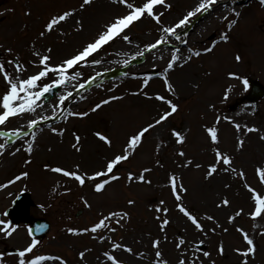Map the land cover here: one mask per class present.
Returning <instances> with one entry per match:
<instances>
[{"label": "snow or ice", "instance_id": "obj_1", "mask_svg": "<svg viewBox=\"0 0 264 264\" xmlns=\"http://www.w3.org/2000/svg\"><path fill=\"white\" fill-rule=\"evenodd\" d=\"M108 3L115 11L90 38L59 59L54 54V46L44 42L55 34L58 43L67 44L73 36L85 33L88 29L85 13L94 6L95 0H81L76 6L68 5L49 12L36 35L25 46L26 56H22L7 38L0 39V157L15 158L22 152L25 154L21 167L10 178L0 181V192L20 185L18 191H7L10 202L0 210V240L17 237L22 227L27 236L24 243L14 246L12 250H0V264H70L69 259L61 253L41 251L43 237L38 238L37 234H47L50 230L48 223L33 226L19 222L26 218L22 197L32 191L30 185L33 181L34 153L45 131L58 137L57 143L63 144L69 132L66 125L71 120L91 118L105 107L124 101L128 96L140 97L156 105L150 119L127 132L119 149L110 154H101V161L95 167H87L82 158L71 164L42 163L41 174L51 175L53 179L46 199L36 206L48 213L61 198L78 194L83 206L92 210L90 193L92 196L103 197L121 181L129 189L134 185L151 186L153 180L150 177L155 168L165 167L162 152L170 147L174 167L167 170L166 180L161 187L168 189L172 206L169 207L164 198L148 203L146 208L152 214L157 232L144 231L131 243L125 242L123 236L114 239L117 232L127 231V226L132 223L131 209L137 206L138 201L131 196L125 197L123 204L117 201L107 209L98 207L95 218L84 226L66 223L60 229L65 235L87 237L103 246L99 251L95 246L87 245L77 250L78 264H218V258L227 255L223 237L232 232L239 234L243 245H231L236 256L235 264H254L258 261L264 264V249L259 243L264 238V160L254 165L255 184L250 182L246 168L237 163L238 156L246 150L250 134H255L264 142V126L237 119L242 114H257L255 105L251 103L243 105L234 116L224 114L218 107L229 101L238 86L244 93L249 92L252 87L250 77L237 68L224 70V85L219 97L209 100L205 110L200 113V127L204 134L200 156L188 151L191 127L178 128L173 124L175 117L182 111V105L178 103L181 99L179 86L172 74L204 56L214 54L221 44L231 43V33L239 25L242 16V11L235 6L237 0H198L171 23L166 22L164 17L175 10L172 0H108ZM258 3L264 8V0H258ZM216 6L225 10L224 15L218 16L224 24V30L220 31L218 39H212L207 46H192L187 39V29L196 19L212 13ZM8 12H15V8L3 9L0 17ZM24 15H33L30 6L25 5ZM146 20L155 25L156 35L151 41L143 42L135 38L132 29ZM118 41L124 42L121 48L109 51ZM125 46L132 51H123ZM165 49L170 54L166 60ZM149 55L152 57V68L159 70L143 74L121 72L125 79L140 81L134 91L115 94L125 82L120 80L106 89L112 94L90 102L85 109L79 107L81 102L89 101L85 92L90 86L103 88L101 78L112 69H104L102 65L118 64L129 68L133 61L146 60ZM112 56L121 59H109ZM245 59L240 51L232 53V62L236 66L245 63ZM158 61L164 62L162 67ZM85 69L93 71L86 75ZM204 75L213 76V70H205ZM156 79L162 82L163 91H149L151 83ZM192 87L199 90L201 83L193 82ZM69 102L73 106H69ZM209 114L211 120L208 119ZM13 120L17 122L16 125L9 127ZM225 122L234 129L232 148L224 144L222 124ZM60 124L65 126H58ZM163 129H167L168 138L158 132ZM153 133H157L154 137L153 166H142L139 171L126 168ZM91 135L107 149L115 148L116 140L110 132L94 129ZM71 136L73 140L69 145L70 150L82 157L86 137L77 129L71 131ZM53 150L51 145L48 146V152ZM188 171L201 172L203 184H211L217 178H223V191L215 193L212 207L215 210H227L224 223L214 211L197 208L189 203L190 186L185 176ZM233 183H238L245 193V204L235 202V197L241 194L239 191L230 195ZM81 189L87 191L77 193ZM173 213L176 215L173 216ZM245 218L251 222V230L240 223ZM178 219L183 220V226L170 236L171 225L177 223ZM67 220L72 221V217L67 216ZM56 238V235L51 236L52 240ZM215 238L219 239L213 249L210 242ZM167 245H171V251L165 250ZM140 246L144 250H140ZM93 253L96 254L93 256Z\"/></svg>", "mask_w": 264, "mask_h": 264}, {"label": "rangeland", "instance_id": "obj_2", "mask_svg": "<svg viewBox=\"0 0 264 264\" xmlns=\"http://www.w3.org/2000/svg\"><path fill=\"white\" fill-rule=\"evenodd\" d=\"M101 2H108V0H96ZM81 0H0V11L5 8H15V12H8L5 16L0 17V39L7 38L9 42L13 43L17 49L21 52L22 56L27 55L26 45L29 43L40 27L41 23L47 17L49 12L55 11L59 8H64L68 5L76 6ZM175 5V10L168 13L164 19L166 22H173L177 17L181 16L186 9L190 8L198 0H172ZM227 2V0H224ZM25 5L32 8L33 15L26 17L24 15ZM238 10L242 11L239 25L233 29V40L230 44H221L214 54L204 56L200 60L194 61L189 66L183 69H177L172 74L173 80L179 86V92L181 99L178 103L182 105V111L173 120V124L180 127H191L188 151L192 154L200 156L203 147V131L200 127V113L205 110V105L209 100H216L224 85L223 72L228 68H237L240 72L247 74L250 77L251 83H258L261 85L263 95L257 101H251L242 91V88L238 86L231 95L229 101L225 104H219V109L226 115H235L240 109L237 107L242 104L251 103L255 105L257 114L250 116L242 114L237 117L238 120H246L249 123H255L257 125L264 126V8H261L258 0H237L235 5ZM94 6L85 13V16L90 14ZM217 8V6H216ZM215 8V9H216ZM114 11H111L105 17H102L101 21L93 27L88 28L86 35L73 36L69 39L67 44L58 43L55 34L50 36L44 43L51 44L55 48V56L57 59L67 55L73 51V49L81 44L84 40L90 38L99 25L106 20ZM225 12L213 11L210 14H205L200 17L203 19L199 29L196 32H190L187 39L189 43L196 47L207 46L212 39H218L220 31L224 30V24L218 19V16L224 15ZM28 27L25 28L24 25ZM155 25L151 21H144L142 24L136 25L132 29V34L137 40L148 42L151 41L156 35L154 31ZM151 30V35L149 34ZM175 42V41H174ZM123 41H118L112 45L108 50L113 48L119 49V46L123 45ZM182 48L184 46H181ZM132 49L125 46L123 50ZM165 60L170 55L165 49ZM234 51H240L245 55V63L236 66L232 62V53ZM103 55V53H101ZM127 58V57H124ZM112 60L121 59V57L112 56L109 57ZM163 66V61H158ZM104 69L111 68V72H105L101 78L103 80V88H97L95 85L90 86V89L85 92V95L89 96V101H84L79 104L81 109H85L89 106L90 102L96 101L100 98L106 97L112 93H108L106 89L112 86L113 83H119L120 80L125 82L121 84L115 94H122L128 90H135L140 83L139 80H133L131 78L125 79L121 76V72H137L143 74L145 72L159 70L152 68V57L149 55L146 60L133 61L129 68H124L118 64H104L101 66ZM211 68L213 70V76L206 77L204 75L205 70ZM33 71L35 69H32ZM86 75L91 73L93 69H85ZM200 82L201 88L196 90L192 87L193 82ZM99 82V81H98ZM149 91H163L162 82L158 79L154 80L149 88ZM69 106H73L72 102H69ZM156 105L154 103L145 102L140 97L128 96L124 101L114 102L113 104L105 107L102 111L94 114L91 118L86 120H71L66 127L69 132L64 137V143H57L58 137H55L45 131L44 135L39 141V148L34 153V164L32 165L33 181L30 187L32 191L25 193L22 197L27 207L26 218L19 222L24 224H30L34 219H44L50 225V230L47 234L43 235V247L41 251H49L53 253H61L65 255L70 264H78L76 258V252L83 246H95L99 251L103 246L97 245L96 242L89 240L87 237L76 238L65 235L60 231L61 228L67 224H75L84 226L90 223L96 215V209L98 207H104L107 209L111 207L114 202L123 204L125 197L131 196L137 199L138 204L135 208L131 209L133 214V220L130 225L127 226V231L117 232L114 239H118L120 236L124 237L125 242L131 243L134 238H138L144 231H152L154 234L157 232L156 223L152 220V214L147 211L146 205L150 202L157 201L160 198H164L168 201L169 207L172 206V198L169 196L168 189L162 188V183L166 180L167 170L174 167L172 148L164 150L162 152V160L165 164L163 169L155 168L151 175L153 184L151 186L134 185L132 188L124 186V182L114 185L109 189V192L103 197L92 196L89 194V198L93 203V209L89 210L83 206L78 199L77 195H70L58 200L53 208L48 213L41 211L36 205L43 202L47 197L49 185L53 179L51 175L41 174L40 165L45 162H60L62 164H71L75 160L83 159L87 167H95L101 161V154L111 153L119 149L121 143L124 141L125 134L144 121L150 119V116L154 114ZM251 111V108L248 109ZM208 119L211 120L212 116L209 114ZM16 121L13 120L9 127L15 126ZM58 126H65L60 124ZM73 129L79 130V132L86 137L84 140L85 149L82 154L74 153L70 150L69 145L73 138L71 131ZM106 130L115 137L116 143L114 149H107L99 144L95 137L91 135L92 130ZM162 132L165 138H168L167 129L158 130ZM234 129L226 122L222 124V135L224 139L225 147L232 148L234 144ZM157 133H153L145 140L143 146L138 150V154L132 158V162L126 165L133 171H139L142 166H153V149H154V137ZM53 147L52 152H48V146ZM174 146V144H173ZM25 154L22 152L15 158H9L7 156L0 157V181L8 179L14 174L22 164V160ZM264 160V142L260 141L255 134H250V140L246 144V150L237 158V163L242 164L246 170L247 175L252 183H256L254 179V165L258 161ZM124 171V169H122ZM201 172L188 171L185 173L186 182L190 186L189 203L197 208H207L210 212L214 211L217 217L222 223L226 221L227 210H215L212 207V201L215 199V193L217 191H223L221 180L223 178H217L211 184L201 183ZM20 185L17 184L13 188L7 191H18ZM7 191L0 192V210H3L10 201L7 197ZM87 191V189L77 190ZM239 191L241 194L235 197L236 203L245 204L247 202L245 193L240 188L238 183H233L232 192L230 195ZM80 211V212H78ZM79 213L78 215H76ZM176 214L173 213V216ZM67 216L72 217V221L67 220ZM240 223L247 229L251 230L252 224L243 219ZM183 226V220L178 219L177 223L171 225L172 232L180 231ZM56 235V239L52 240L51 236ZM40 238V237H39ZM226 243L225 257L218 258V264H235L236 256L231 250V245L236 244L243 246L238 233L232 232L225 235ZM27 239L26 232L22 227L17 237L11 240H0V250L7 249L12 250L14 246H19ZM215 238L210 242L211 247L214 249L216 245ZM260 246L264 249V238H261ZM140 250H144L140 246ZM166 251H171V245L165 246ZM96 253H93V256ZM215 255V253H214ZM90 260L92 257L89 258ZM254 264H259L254 262Z\"/></svg>", "mask_w": 264, "mask_h": 264}, {"label": "bare ground", "instance_id": "obj_3", "mask_svg": "<svg viewBox=\"0 0 264 264\" xmlns=\"http://www.w3.org/2000/svg\"><path fill=\"white\" fill-rule=\"evenodd\" d=\"M196 3L197 2H195L192 6H194ZM111 11H115V9L112 8L108 2L105 3V2L95 0L93 10L90 12V14L85 16L87 21H88V28L93 27L96 24H98L101 21L102 17H105ZM214 11L225 12L224 8L221 6H217V8ZM202 21H203L202 18L196 19L194 21V24L190 27L189 31L195 33L196 29L200 28ZM86 33H87V31L83 34L78 35V36H84V35H86ZM119 48H120V46H119ZM123 51H128L130 53L129 49H125ZM243 105H245V104H242V105L238 106L237 108L240 109Z\"/></svg>", "mask_w": 264, "mask_h": 264}, {"label": "water", "instance_id": "obj_4", "mask_svg": "<svg viewBox=\"0 0 264 264\" xmlns=\"http://www.w3.org/2000/svg\"><path fill=\"white\" fill-rule=\"evenodd\" d=\"M261 95H262V92L260 90V86L256 85V84H252V88H251V91H250V94H249L248 98L251 99L252 101H255ZM40 223H46V222L35 220V221L32 222V225L34 226V225L40 224ZM42 234H44V233H40V234H37V235H42Z\"/></svg>", "mask_w": 264, "mask_h": 264}]
</instances>
